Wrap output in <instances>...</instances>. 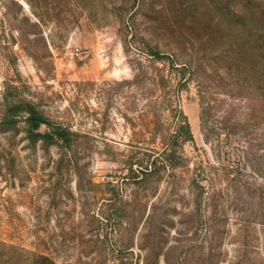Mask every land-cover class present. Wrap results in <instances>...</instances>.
Segmentation results:
<instances>
[{
    "label": "rangeland",
    "instance_id": "rangeland-1",
    "mask_svg": "<svg viewBox=\"0 0 264 264\" xmlns=\"http://www.w3.org/2000/svg\"><path fill=\"white\" fill-rule=\"evenodd\" d=\"M0 264H264V0H0Z\"/></svg>",
    "mask_w": 264,
    "mask_h": 264
},
{
    "label": "trees",
    "instance_id": "trees-1",
    "mask_svg": "<svg viewBox=\"0 0 264 264\" xmlns=\"http://www.w3.org/2000/svg\"><path fill=\"white\" fill-rule=\"evenodd\" d=\"M15 108V112L12 113L11 110L9 112V121H12V117L13 115H16V111L18 108H20V106H14ZM29 117L28 119L32 122L35 123H42V124H49L50 122L44 118H42L41 116L38 115V113L36 112V110H34V108L30 107L29 108ZM178 132L181 133L180 135H182L184 137L185 140H192V134H191V130H190V125L188 122V119L186 116L183 115L182 120L179 121V127H178ZM61 135H64L63 133H61ZM42 137H47V135H40ZM66 139V138H65Z\"/></svg>",
    "mask_w": 264,
    "mask_h": 264
},
{
    "label": "water",
    "instance_id": "water-1",
    "mask_svg": "<svg viewBox=\"0 0 264 264\" xmlns=\"http://www.w3.org/2000/svg\"><path fill=\"white\" fill-rule=\"evenodd\" d=\"M38 124V123H37Z\"/></svg>",
    "mask_w": 264,
    "mask_h": 264
}]
</instances>
